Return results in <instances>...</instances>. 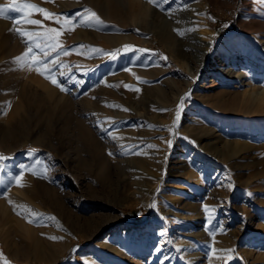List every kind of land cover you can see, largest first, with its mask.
I'll list each match as a JSON object with an SVG mask.
<instances>
[{
	"label": "rangeland",
	"instance_id": "rangeland-1",
	"mask_svg": "<svg viewBox=\"0 0 264 264\" xmlns=\"http://www.w3.org/2000/svg\"><path fill=\"white\" fill-rule=\"evenodd\" d=\"M46 1L80 5L40 7L55 14L54 32L23 12L0 17V264H45L64 240L54 264H212L216 255L218 264H264V110L243 95L264 91V0H142L158 11L146 16L147 34L137 17ZM183 5L194 12H174ZM166 21L175 44L159 39ZM126 33L136 41L109 43ZM190 37L182 53L178 39ZM38 43L57 49H47L55 66L40 71L50 67L58 85L36 67L33 78L21 73L33 64L32 55L16 59L29 45L44 59ZM37 79L62 95L69 122L23 102L25 85L41 95ZM83 125L101 144L96 158L80 140ZM189 125L211 130L215 147Z\"/></svg>",
	"mask_w": 264,
	"mask_h": 264
},
{
	"label": "bare ground",
	"instance_id": "bare-ground-1",
	"mask_svg": "<svg viewBox=\"0 0 264 264\" xmlns=\"http://www.w3.org/2000/svg\"><path fill=\"white\" fill-rule=\"evenodd\" d=\"M29 1L34 5L37 4L36 6L38 8L46 5L47 7L52 8L53 10H56L57 8H63V9L68 8L69 9L73 6H77L78 4L80 5V3L77 2L76 0H75L76 2L63 1V2H58V3H53V4H46V3H48L46 0H44V1H42V0H28V2ZM84 1L87 2L86 4H89L91 6H95L98 10L102 9L106 13L112 12L118 18H121L123 20L124 19L127 20L128 15H130L131 18H135V17L139 18L140 20H142V22L140 21L137 24V27L139 29H141L144 32V34L151 32V27H152L150 25L151 23L146 21V16L148 15V13L151 11V13L158 15L157 14L158 11L156 10L157 8L149 7L146 3L142 2V0H84ZM166 1L167 0H164V2H166ZM174 1L176 2V0H174ZM197 7L200 11H202L203 10L202 2L198 3ZM188 8L189 7L184 6V5L183 6H176L174 12L180 13L183 10L186 11V13L188 12L189 14L194 12ZM32 12L34 14H32ZM32 12H31L30 16H28V17H31V19L34 18L35 20L40 21L41 23L38 25L39 28H41L42 30L47 32V30L49 29V26H48V24H49V25H51L50 27H53V29L57 30V28H56L57 26L51 24L52 23L51 21L53 19H45L44 15H42L41 13H39L37 11H32ZM122 15H125V16L127 15V16L125 18H123ZM61 23H62V21H61ZM165 25L166 26L168 25L167 21H166ZM261 26L264 28V24H261ZM36 28L38 29V27H36ZM241 28H242L243 33H249L243 27H241ZM174 29H175V26L169 27V25H168V27H164L163 32L161 33L159 39H161V41L165 42L166 44H175L176 36L174 35L175 34ZM32 31H34L33 28H32ZM36 31L34 33H36ZM81 33H82L81 35H83V36H85V34H86L84 31ZM77 35H78V33H77ZM114 38H115V40H113V41L108 40V41L112 46H115V48H116V46L120 45L121 42L136 41V39H135V37H133V35L127 34V33L122 34V35H116V36H114ZM195 39H196V37H192V38L190 37L189 39H186V41L182 40L181 38L178 39L179 45L182 46V49H181L182 53L184 52L183 47L188 46L189 42L194 41ZM197 40L205 41L202 38L201 39L198 38ZM90 41H92L93 44L101 45L99 42V36L98 35H93V39H91ZM143 42H148V40L145 39V40H143ZM260 44L264 45V41L260 42ZM260 44L258 42V45H260ZM221 49H218L216 54L218 52H221ZM220 66H222L221 72L225 73V75H227L230 78H236L237 80H240L243 77V74H239V73L236 74V73H234L232 68H228L229 65L221 64ZM21 73L23 76H28V77H32V78L35 75V72L32 71L31 66H24L21 69ZM35 76H37V75H35ZM37 80H39V81H38V86H36V87L41 88V91H42L41 95L36 94L35 91L32 90L31 85H29V84L25 85L21 89V98H22L23 102L28 101L29 103L31 102L32 104H34L35 101H37L38 103H40L42 105L39 108H35L37 111H39V113L47 114L48 116H50V118H52V120L53 119L57 120V121L59 120V122H60V120L63 119L64 122H69L70 120L68 118H67L68 120H66L64 118L65 112L68 109V105H67V103L65 104L64 102L61 103L60 100L63 99L62 95H59L58 92H56L57 90L54 89L53 87H51V85L48 82L43 81V80L41 81L40 79H37ZM216 84L211 85V87L215 86ZM180 94L178 93L175 95V97L168 99L166 102V104H167L166 106H171L172 104H174L177 101L178 96H180ZM112 95L116 96V93L112 92ZM243 95L247 97L246 104H248L249 107H251V109H253V111H255L256 109H263L264 110V91L259 92L256 89L251 88L250 93L245 91L243 93ZM248 105H246L247 108H248ZM130 107L132 110H134L136 108V106H130ZM134 111L136 113V116H141L140 113L136 112V110H134ZM110 114L113 116H117V115L113 114L112 112ZM120 116L125 117L124 115H120ZM128 116L129 115H127L126 117H128ZM142 116H144V115H142ZM57 128H59V127H57ZM61 129H62V127H61ZM185 130L190 134L196 135V139H198V140H202V139H208L209 140V139H211L210 138L211 130L209 131V130H206L204 128L194 127L192 125L186 126ZM80 140H81L82 144L87 148L88 152L91 153L93 158H96V157H98V155H100V153H101L100 142L94 137V135L89 130H87L84 127V125L81 128ZM214 143H215V141L209 140V141H207V143L204 144V146L208 147V146L213 145V147H215ZM223 160L225 161L228 159H223ZM3 213H4V211H2L0 209V215ZM67 247H68V241H66V240L62 241L59 245H57V247L53 251L50 259L48 261H46L45 264H54L55 262H57L64 255V252L66 251ZM39 253L40 252H37L36 254L39 255ZM185 255H186V253H185ZM196 256L197 255H190L187 258L192 263V260L196 259ZM220 259H221V257L216 255L214 258L211 259V262H212V264H218V260H220ZM135 262H136V260H135ZM137 263H139V262H136V264Z\"/></svg>",
	"mask_w": 264,
	"mask_h": 264
},
{
	"label": "snow or ice",
	"instance_id": "snow-or-ice-1",
	"mask_svg": "<svg viewBox=\"0 0 264 264\" xmlns=\"http://www.w3.org/2000/svg\"><path fill=\"white\" fill-rule=\"evenodd\" d=\"M150 2H155V0H150ZM14 10L16 12H23L26 15L30 16L31 12L28 10H34L37 11L39 13H41L42 15H44L45 19H52L54 17L55 14L53 13H49L47 12V10L43 9V8H38L36 5L31 4V3H18L17 0H13V2L6 6V7H0V17L2 18H7L6 13L9 10ZM91 18H94L97 22L99 21V18L96 16V14L93 12L91 13ZM25 23L28 24H33V25H39L41 22L38 20H33V19H26L24 21ZM59 22V21H57ZM17 23L19 24L20 21H17ZM18 33L22 36H28L31 37L33 35H36L35 33H30V32H24L22 30L17 29ZM56 31L55 29H49V32H54ZM37 48H40L41 53L44 56L43 60H36L35 59V55L33 54V47L31 45H29L27 51L25 53H23L21 55V57L16 58L17 61L20 60H24L26 58H28L30 55H32V59H33V64L30 65L31 67H36L38 74L45 76L46 79H50L51 82L54 85H58V81L54 78V76L52 75V69L50 67H45V71H40V66L41 65H47L48 63H51L53 66H55V61H49L48 60V48H52L53 50H57L55 45L53 43H48L46 44L45 47L41 48L40 44H36ZM125 47H129V46H125ZM67 54V53H65ZM62 74V73H61ZM62 91L64 90L63 88L61 89ZM169 144V147L171 146V141L167 142ZM150 147H154L151 146ZM7 159L6 157L0 156V160H4ZM17 180L19 181V177H17ZM53 239H55V237H53Z\"/></svg>",
	"mask_w": 264,
	"mask_h": 264
},
{
	"label": "trees",
	"instance_id": "trees-1",
	"mask_svg": "<svg viewBox=\"0 0 264 264\" xmlns=\"http://www.w3.org/2000/svg\"><path fill=\"white\" fill-rule=\"evenodd\" d=\"M27 149H28V148L20 149V150L14 152V153H12V154H9V155H7V156H13V155H15V154H17V153H19V152H21V151L27 150Z\"/></svg>",
	"mask_w": 264,
	"mask_h": 264
}]
</instances>
